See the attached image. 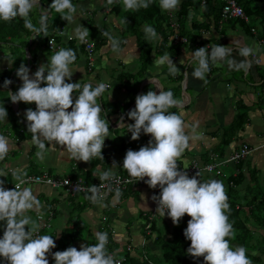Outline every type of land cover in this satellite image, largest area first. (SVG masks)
<instances>
[{"label": "crops", "instance_id": "crops-1", "mask_svg": "<svg viewBox=\"0 0 264 264\" xmlns=\"http://www.w3.org/2000/svg\"><path fill=\"white\" fill-rule=\"evenodd\" d=\"M251 1L253 5L264 11V0ZM92 9L95 10L93 17L95 25L98 27L104 25L102 33L112 34V37L121 41L120 51L113 52L108 38L104 36L106 39L104 44L93 51V67L88 70L85 57L80 55L70 65L73 75L71 81L66 82H80L81 84L104 82L109 85L105 92L97 98V103L101 105L102 109L100 115L102 118L105 117L110 130L102 149L104 159L96 156L90 162L85 163L70 159L67 153L62 155L59 150L47 152L43 161L37 159L35 153L38 149L31 143L32 134L27 131V121L24 119V113L27 110L24 105H28L32 110H35L36 105L23 102L13 104L7 94L6 97H1L0 101L5 98L9 100L11 114L25 127L19 131L11 129L8 124V115L10 114L7 115V119L0 120V135H4L10 142L8 154L0 160V180L4 181V186L11 188L17 182L12 176L13 170H19L21 174L26 175L46 171L53 177L72 178L76 176L88 184L99 180L100 175L112 166L113 161L118 166L112 169L114 174L126 173L123 169V159L127 150L138 151L140 147L146 146L149 135L141 133L140 138L133 141L128 129L119 127L118 120L123 115L125 125L134 123L127 118V113L135 108V97L139 94H146L150 89L159 94V89H156L157 84L152 85L150 80L156 81L166 91L171 90L174 97L181 101L178 107H174L170 111L176 112L182 117L186 125V133L192 139L189 141L188 148L177 160V164L182 167L191 162H197L200 165L204 163L217 164L226 160L230 154L245 144L251 151L240 161L241 163L239 162L240 166L237 167L239 163L218 166L220 175L223 167L228 168L229 175L240 169L239 172L244 173L245 180L238 187L239 190L248 184L249 178L246 173L250 169L254 168L259 171L260 176L264 175V95L262 94L264 90V45L259 44L260 40L264 41V18L262 24L254 30V34H246L238 26H232L229 21L220 22L216 28L210 26L207 31H193L191 42L185 43V45L178 43L179 51L171 59L180 69V73L172 76L169 74L166 64H155V59L159 57L154 54L150 58V64L145 73L138 74V49L133 34H123L121 22L115 18L116 23H114V17L111 18L108 15V10L102 12L100 6L92 7ZM79 10L74 14L73 22L67 23L63 20L58 26L61 28L62 36L56 38L59 45L57 50L65 48V44L68 42L73 41L79 44V39L74 37V29L80 24L83 26L89 18L87 15L84 17L80 14ZM87 10L91 11L88 8ZM191 13L187 23L188 28L192 21L199 23L203 20L200 10ZM234 38L240 39L244 44L254 49L253 55L247 58L251 63L247 72L230 71L225 62H218L210 63V71L206 74L205 80L192 76L196 63L191 60V52L208 45L228 46ZM124 39L126 42H123ZM40 43V40L38 42L33 36L28 38L29 47L24 49L26 67L30 69V76L37 71L41 64H46L48 57L57 51H50L46 45L40 46ZM169 43L168 41L167 44ZM171 44L174 43L171 42ZM210 53L211 49L209 48L208 55ZM233 54L236 60L242 59L238 56L237 50L234 49ZM8 56V49L0 51V61L2 62L0 68L11 66ZM184 59L185 62L181 65L180 61ZM16 71L13 70L8 78V80L14 79L7 89L13 93L22 85V81L16 76ZM136 74L139 77L135 78ZM258 85H260V91L257 88ZM78 94L77 92L73 95L75 97ZM237 102L246 107L247 120L241 130L224 134L223 131L231 125L234 118ZM215 177L217 176L212 173H202L199 179L206 181ZM226 186L224 183V187ZM25 187L33 191L42 205L39 212L32 210L27 214L37 221L39 228L43 223L48 225L39 231V235L55 236L57 234L54 237L56 247L51 250L53 254L64 240L62 239L64 229L72 227L76 240L71 242L72 240L66 239L70 242L63 251L70 246L79 250L82 243H96L95 233L102 231L107 232L110 235V240L115 243L116 247L112 252L108 250V244L106 247L109 253L117 254L118 260L128 254L134 259L139 258L144 261L146 259L147 264H155L152 257L158 256V251L151 244L154 234H151L148 239L150 234L146 235L143 229L144 217L151 210L153 204L151 197L154 195L146 184L122 191L119 198H116V193L106 195L100 199L99 203L85 199L86 194L67 196L47 186L36 184L24 185L21 186V189ZM141 195L145 199H142ZM49 214H51L50 218ZM186 217L188 216L186 215ZM158 218L160 219L156 222ZM153 222L161 228L159 231L164 238L172 237V224L169 223L167 217L163 218L158 215L153 219ZM3 231L4 223L0 222V238L3 237ZM48 259L49 264H55L51 254ZM0 261L6 264L2 257H0Z\"/></svg>", "mask_w": 264, "mask_h": 264}, {"label": "clouds", "instance_id": "clouds-1", "mask_svg": "<svg viewBox=\"0 0 264 264\" xmlns=\"http://www.w3.org/2000/svg\"><path fill=\"white\" fill-rule=\"evenodd\" d=\"M107 2L111 5L114 0ZM122 2L124 10L128 11L147 9L153 0ZM180 2L181 0H159V6L161 10L170 12L177 9ZM37 7L41 9L39 27L34 26L30 18L31 11ZM51 11L60 13L64 21L71 23L77 6L72 0H52L47 9L40 7V0H0V20L12 21L20 17L24 21V27L37 35L47 32V20ZM143 32L148 40L160 39L150 25H144ZM102 35L108 38L113 52L120 51L119 39L107 32ZM88 36V28L81 24L74 29V37L80 41H84ZM234 49L242 58L239 61L235 59ZM253 53L251 46L236 38L228 46L217 44L201 47L191 52V60L196 63L192 76L205 80L210 71V63L218 62H225L230 71L247 72L251 67L247 58ZM75 60L76 53L73 49L60 48L31 76L30 69L21 63L16 76L22 81V85L14 93L7 91L8 99L13 104L23 102L36 105L35 110L28 108L25 111L24 119L27 121V131L32 134L31 143L38 149L35 155L40 161L45 159L47 152L57 150L62 155L67 153L70 159L85 163L96 156L104 159L102 149L110 130L109 123L100 115L102 109L97 103V98L109 85L104 82H66L71 81L73 72L70 65ZM184 62L185 59L181 60V65ZM155 64H166L172 76L180 73V69L167 53L156 58ZM150 81L152 85L157 84L159 94L150 89L146 94L135 97V108L127 113V118L134 123L125 125L123 115L118 120L119 127L127 128L133 141L138 140L141 133L151 137L148 144L140 147L138 151L127 150L123 169L130 178L138 182L144 181L149 188L159 187V195L151 197L157 205L156 215L163 218L167 215L173 225L177 226L185 215L190 217L183 232L185 239L190 241L186 253L188 256L203 257L204 264H253L244 246L230 243V238H235V231L229 222L227 213L230 205L223 183L216 179L201 181L199 171L190 178L186 171L178 167L177 160L192 139L186 133L182 117L170 111L178 107L181 101L174 97L171 90L166 91L156 81ZM10 84L12 81L5 79L3 88L7 90ZM76 92L79 94L74 97ZM7 115L6 108L0 106V120L7 119ZM9 150V140L0 135V160L6 157ZM115 167L118 166L113 161L112 166L100 175L99 180H110L114 175L112 169ZM24 175L26 174H21L19 170L12 171L17 183L13 189L6 186L10 190L6 189L4 181L0 180V222L4 223L3 237L0 238V257L6 264H49L50 254L55 264H121L116 258V253L108 252V233L102 231L95 233V244L82 243L79 250L70 246L53 254L51 250L56 247L54 237L57 234H36L39 232V225L27 213L32 210L39 212L42 205L30 188L21 189V185L26 183ZM103 186L100 184L99 187H88L87 193L90 195L86 194L85 199L99 203L100 188ZM120 195L121 192L117 189L116 198ZM141 198L145 199L143 195ZM257 254L252 252L253 256Z\"/></svg>", "mask_w": 264, "mask_h": 264}, {"label": "trees", "instance_id": "trees-1", "mask_svg": "<svg viewBox=\"0 0 264 264\" xmlns=\"http://www.w3.org/2000/svg\"><path fill=\"white\" fill-rule=\"evenodd\" d=\"M78 1L79 0H72V3L76 5ZM51 3L52 0H40V7L47 9ZM236 3L247 17L248 23L244 24L238 19L227 21H229L232 26H238L246 34H251L250 29L255 30L257 26L259 27L262 24L264 11H261L258 7L253 5L251 0H236ZM102 5V9L109 7L108 13L121 22L123 34L129 32L130 34H133L136 47L138 49V74L145 73L150 64L152 54L161 57L167 53L171 58H173L178 53V43L167 44L168 37L171 34V29H169L166 11L161 10L159 6V0H153V3L149 6V8L140 10L125 11L122 0H114L111 5L108 4L107 0H104ZM220 8L221 4L215 0H206L203 6H200L197 0H181L174 14L178 25V35L186 40L185 43H188L193 40L191 37L193 31H207L210 26L216 28L220 23ZM90 10L91 11L88 10V14H90L89 18L83 26L89 30L88 37L95 40L93 48V51H95L98 46L104 44L106 39L102 35L104 25L101 26L102 28L95 25L93 19L95 11L92 10V8ZM199 10L203 20L199 23L192 21L190 23V28H185V25L187 26L189 21V14L191 12H198ZM40 12L41 9L37 7L30 13L31 21L36 27H39ZM60 15V13L51 11L49 19L47 20V32L40 33L38 35L25 28L24 21L20 17H17L12 21L0 20V51L8 49V58L11 60V66L9 68H0V98L3 96L6 97L7 95V90L3 88L4 80L8 79L10 73L13 70H17L21 63L26 65L24 49L29 47L28 38H32L34 36L38 42L40 40V46L46 45L48 37L57 30L61 29L58 27L63 21ZM146 24L152 26L156 30L160 39L148 40L145 38V34L141 30V26ZM32 34L34 35L32 36ZM185 43L180 44L185 45ZM65 48L73 49L76 53V59L80 55L84 56L81 45L76 44L73 41L66 43ZM31 58L33 57L31 56ZM137 77L139 76L136 74L135 78ZM13 80L14 79L11 81ZM0 106H4L7 113L10 114L8 115V124L11 129L19 131L21 128L25 127L19 123L15 116L11 114L9 100L6 98L3 101L1 100ZM235 111L236 112L231 125L223 131L224 134L231 132L234 133L241 130L247 120L246 107L242 103H236ZM240 163L237 167L240 166ZM239 170H236L235 173L229 175L225 182L227 185L225 187V191L230 205V210L227 214L229 222L233 225L235 231V238H230V243L232 245L244 246L247 249L248 257L252 260L253 264H264V175L260 176L259 171H256L254 168L250 169L246 173L249 178L248 184L244 186L242 191L239 190L238 187L245 180V175L244 173L239 172ZM72 178H76V176ZM144 218L143 229L146 224V217ZM185 227L179 232L172 230V237L166 239L160 234V231L154 222L151 223L149 227L150 235L148 236V239H150L151 234H154L151 244L155 246L158 251V256L152 258H158L165 264H204L203 257L192 258L186 254L187 249L190 247V241L186 240L183 235ZM256 233L258 236H262L259 240L261 243L258 246L253 243L254 234ZM62 239H64V243H60L55 252L63 251L64 247L70 242L67 241L68 239L72 240L71 242L76 240L72 227L64 229ZM107 244L110 252H112L116 247L115 243L110 240L109 234ZM253 251L258 254L253 256ZM145 261L144 259L139 258L134 259L128 254H125L123 264H147Z\"/></svg>", "mask_w": 264, "mask_h": 264}, {"label": "built area", "instance_id": "built-area-1", "mask_svg": "<svg viewBox=\"0 0 264 264\" xmlns=\"http://www.w3.org/2000/svg\"><path fill=\"white\" fill-rule=\"evenodd\" d=\"M199 2L200 6H203L206 0H197ZM216 2L221 4L220 8V22L227 21V20H241L244 24L248 23L247 17L242 12L241 8L236 3V0H215ZM177 9L173 11H166V16L168 18V25L169 29H171V34L168 37V40L170 43H185L186 40L183 37H180L178 35L177 31V23L175 19V12ZM250 32L254 34V29H250ZM62 31L59 29L56 32H54L51 36L48 37L46 41V48L50 51H55L59 48L58 43L56 42V37H61ZM51 42V43H50ZM79 44L81 45L86 65L88 67V70L93 67L94 62V56H93V48H94V40L87 37L84 41L79 40ZM259 44L264 45V41L260 40ZM254 58V57H253ZM255 60V59H254ZM262 94L264 95V90L262 91ZM151 139V137H148V141ZM263 146H264V140H263ZM251 151V149L247 145H242L239 150L233 152L229 155V157L217 164L215 163H204V164H198L197 162H191L189 165L182 167L179 164L178 167L180 170L186 171L189 177L191 178L194 176L198 171L201 173H212L215 176H219L220 172L217 169L218 166L231 163V164H237L239 161H242ZM200 175V177H201ZM199 177V178H200ZM26 181L23 185H30V184H37V185H44L51 189L57 190L61 192L64 195L67 196H74L76 194H87L90 195V193H87V188L91 185H94L96 187H99L100 184H103L104 186L100 188V197L103 199L106 195H109L111 193H116V190L119 189V191H125L134 188L135 186L146 184L144 181H139L133 178H130L127 174H114L113 177L108 181H100L97 180L94 183L88 184L85 181H83L80 178H68V177H53L50 176L46 171H40L36 174L26 175L23 177ZM147 178H145L146 180ZM65 181H68L66 184ZM17 183V182H16ZM15 183V184H16ZM15 184L11 186L13 189ZM21 185V186H23ZM147 185V184H146ZM78 186V187H77ZM148 186V185H147ZM6 189H9L5 186ZM151 189V188H150ZM10 190V189H9ZM154 195H159L160 189L157 187L156 189H151ZM157 205L153 202L151 210L146 217V224L144 226V232L146 235L150 234L149 227L152 223L153 219L158 216L156 215L155 209ZM51 214H49L50 218ZM167 216V215H166ZM48 218V219H49ZM190 217H187V223L189 221ZM48 225L46 223L41 224V227L39 228V231L42 228H46ZM187 227V224H186ZM185 227V229H186ZM39 235V232L36 233ZM123 259H119L121 264L123 263ZM0 264H4L3 261H0Z\"/></svg>", "mask_w": 264, "mask_h": 264}, {"label": "rangeland", "instance_id": "rangeland-1", "mask_svg": "<svg viewBox=\"0 0 264 264\" xmlns=\"http://www.w3.org/2000/svg\"><path fill=\"white\" fill-rule=\"evenodd\" d=\"M103 1L104 0H79L78 2H77V4L75 5V6H77V12H78V10H79V13L80 14H82L84 17H85V15H87V16H89V11L87 10V8L88 9H91L92 7H98V6H100V8H102V4H103ZM91 5V6H90ZM102 5V6H101ZM108 8L109 7H107V8H104V9H101V11L102 12H105V10H108ZM97 9V8H96ZM92 10H94V9H92ZM104 10V11H103ZM95 11V10H94ZM99 11V10H98ZM105 14V13H104ZM108 15L112 18L113 16L111 15V14H109L108 13ZM105 16H106V14H105ZM88 18V17H87ZM107 21V20H106ZM110 21H111V19H110ZM116 21V19L114 18V23H116L115 22ZM119 25V24H118ZM143 27H144V25H142L141 26V30L143 31ZM187 26L185 25V28H186ZM129 34H130V32H129ZM111 36H112V34H111ZM123 42H126V40L124 39L123 40ZM20 54H21V52H20ZM0 65H2V62L0 61ZM258 90L260 91L261 89H260V85H258ZM7 94H8V92H7ZM233 105H234V101H233ZM24 108L25 109H28L29 108V106L28 105H24ZM246 116H247V112H246ZM229 174L230 173H228V168L227 167H223L222 168V173H221V175L220 176H217V177H215L216 178V180H219V181H221L222 183H223V185H224V183L226 182V177L227 176H229ZM214 178V179H215ZM159 219L160 218H158L157 220H156V222L157 221H159ZM168 220H169V223H171L172 224V226H171V228H172V230H175V231H180V230H183L184 229V227H185V224H186V222H187V217H186V215L181 219V221L179 222V225L177 226V225H173V223H172V221H171V219L170 218H168ZM158 229H160V231H161V228L160 227H157ZM171 230V231H172ZM262 238V236H258L257 235V233L256 234H254V238H253V243L255 244V245H259L260 243H261V241H259L260 239ZM158 259V258H157ZM157 259H154L153 258V261L155 262V264H165V263H163L162 261H160L159 259L157 260Z\"/></svg>", "mask_w": 264, "mask_h": 264}, {"label": "water", "instance_id": "water-1", "mask_svg": "<svg viewBox=\"0 0 264 264\" xmlns=\"http://www.w3.org/2000/svg\"><path fill=\"white\" fill-rule=\"evenodd\" d=\"M25 52H26V50H25Z\"/></svg>", "mask_w": 264, "mask_h": 264}]
</instances>
